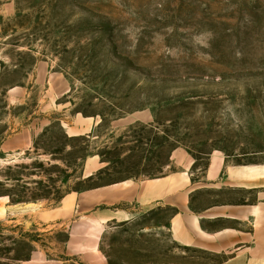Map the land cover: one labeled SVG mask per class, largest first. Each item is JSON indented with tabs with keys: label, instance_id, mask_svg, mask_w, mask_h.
<instances>
[{
	"label": "rangeland",
	"instance_id": "rangeland-1",
	"mask_svg": "<svg viewBox=\"0 0 264 264\" xmlns=\"http://www.w3.org/2000/svg\"><path fill=\"white\" fill-rule=\"evenodd\" d=\"M41 61L68 92L42 103L50 123L30 150L0 153V196L10 202L48 207L77 187L176 170L165 165L173 142L155 147L148 124L111 128V120L144 110L160 123L158 141L175 133L197 157L193 180L214 150L233 163H264V0H0V143L17 122L38 116L44 85L31 83V72ZM13 85L29 96L7 107L4 92ZM74 115L99 120L87 149L60 125ZM89 152L113 161L94 181H81V158ZM226 196L241 197L203 191L193 209ZM171 213L144 209L129 225L107 231L100 248L109 264L221 262L176 246L165 228ZM25 219L0 217V264H19L37 250L63 258L65 230Z\"/></svg>",
	"mask_w": 264,
	"mask_h": 264
},
{
	"label": "crops",
	"instance_id": "crops-1",
	"mask_svg": "<svg viewBox=\"0 0 264 264\" xmlns=\"http://www.w3.org/2000/svg\"><path fill=\"white\" fill-rule=\"evenodd\" d=\"M31 83L44 85L38 116L26 124L17 122L19 129L1 141L0 153L5 156L20 155L32 148L34 139L50 123L44 116L47 109L42 103L68 92L63 79L43 61L34 64ZM28 96L25 87L16 86L7 89L4 98L7 107H12L24 103ZM98 121L95 117L74 115L61 120L60 125L68 137H76L90 134ZM151 122V112L144 110L112 121L111 128L117 131L135 123ZM231 157L219 150L210 152L203 176L193 182L194 159L178 147L170 154V165L176 170L162 177L129 179L86 191H71L48 207L34 203L13 205L8 197L0 196V217L21 215L26 217L24 224L64 229L67 233L61 252L63 258L50 259L45 251L37 250L19 264H67L72 260L75 264H109L100 248L103 235L129 225L141 210L148 212L155 207L178 210L169 218L166 228L174 244L220 256L222 260L218 264H264V163L237 164L229 160ZM103 167L105 164L98 156H88L80 178L94 176ZM203 191L216 195L231 192L242 198L231 200L226 196L195 211V195Z\"/></svg>",
	"mask_w": 264,
	"mask_h": 264
},
{
	"label": "trees",
	"instance_id": "trees-1",
	"mask_svg": "<svg viewBox=\"0 0 264 264\" xmlns=\"http://www.w3.org/2000/svg\"><path fill=\"white\" fill-rule=\"evenodd\" d=\"M0 64H1V70H2V68H3V63H1L0 62ZM35 64V63H34ZM34 66V65H33ZM16 86H21V85H13V86H10V87H8L7 89H9V88H12V87H16ZM6 89V90H7ZM6 90H5V92H6ZM5 92H4V95H5ZM153 113V112H152ZM84 117H93V115H91V116H84ZM100 118L102 119V117L100 116ZM120 118H122V117H119V118H117V119H120ZM153 118H154V123L152 124V123H150V124H148V125H146V128L147 129H149L150 131H151V133H152V137H153V140H152V142H153V145L155 146V147H162L165 143H167L168 141H172L173 142V144H172V146H171V148H170V150H169V152H168V154H167V157H166V162H165V165L166 166H170V154H171V152L174 150V149H176V148H178V147H181V148H184L190 155H191V157L194 159V164H193V166H192V169H191V171H193L194 170V168L196 167V159H197V157L196 156H194V155H192L191 154V152H190V150H188V148L182 143V140L177 136V135H175V133H168V132H164L162 135H163V137H162V143L160 142V141H158L157 140V136H159V126H160V123L157 121V119H156V117H155V115L153 114ZM117 119H113V120H111L110 121V124H111V122L112 121H114V120H117ZM111 133H113V132H111ZM66 135V134H65ZM66 138L67 139H69L70 137H68L67 135H66ZM77 138H80V140H82V142H83V144L86 146V149L89 147V142H90V140L92 139V138H94V129L91 131V133L90 134H88V135H84V136H79V137H77ZM114 138V136H111V139H113ZM209 153H207V154H204L205 156H206V158H207V155H208ZM94 155H96V156H98L99 158H100V160H101V162L102 163H104L105 164V167H103L96 175H94V176H91V177H88V178H86V179H81L80 177V180L81 181H88V182H90V181H94L99 175H100V173H101V171L103 170V169H105L108 165H110L111 163H112V159L111 158H106L105 157V153H94V152H89V153H86V154H84V156L81 158V165H80V169H81V167H82V165H83V162H84V160L88 157V156H94ZM158 157H160V156H158ZM206 167H207V159H206V164H205V166H204V168H203V170H202V172H201V177L203 176V174H204V172H205V170H206ZM81 171V170H80ZM175 170H172L171 172H174ZM165 174H162V173H160L159 175H156V176H151V175H149V176H147L146 178H144V179H155V178H159V177H162V176H164ZM129 179H133V178H127V179H125V180H129ZM200 179V178H199ZM137 180V179H136ZM122 181H124V180H122ZM192 181L193 182H196L197 180H193L192 179ZM118 182H121V181H117V182H113V183H118ZM113 183H110V184H113ZM106 185H109V184H106ZM101 186H104V185H94V186H89V187H77L76 189H74L73 191H75V192H80V191H86V190H89V189H93V188H97V187H101ZM4 196H7V195H4ZM62 198V197H61ZM61 198H59L58 200H57V202L61 199ZM22 201H11L10 203L11 204H13V205H15V204H20ZM56 202V203H57ZM26 203H29V202H26ZM166 208H169V209H171V215H170V217L169 218H171V217H173L174 215H176L177 213H178V210L177 209H175V208H171V207H166ZM168 227V222L166 223V225H165V228H167ZM176 245V244H175ZM176 246H178V245H176ZM178 247H181V246H178ZM182 248H184V247H182ZM184 249H187V248H184ZM102 251V250H101ZM103 252V251H102ZM205 253V252H204ZM106 256V255H105ZM107 260H108V257H107ZM108 263H109V261H108Z\"/></svg>",
	"mask_w": 264,
	"mask_h": 264
}]
</instances>
